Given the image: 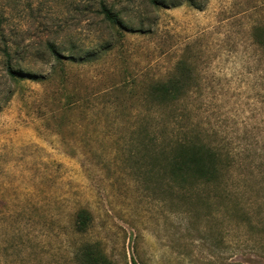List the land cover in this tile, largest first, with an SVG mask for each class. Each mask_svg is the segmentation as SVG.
Instances as JSON below:
<instances>
[{"label":"rangeland","instance_id":"374dc122","mask_svg":"<svg viewBox=\"0 0 264 264\" xmlns=\"http://www.w3.org/2000/svg\"><path fill=\"white\" fill-rule=\"evenodd\" d=\"M32 8L20 41L66 57L48 79L32 52L35 80L12 95L0 63V264H82L86 244L114 264H264V0L131 8L126 29L60 0ZM170 80L181 95L158 98ZM179 139L213 149L212 181L169 174Z\"/></svg>","mask_w":264,"mask_h":264},{"label":"trees","instance_id":"16d2710c","mask_svg":"<svg viewBox=\"0 0 264 264\" xmlns=\"http://www.w3.org/2000/svg\"><path fill=\"white\" fill-rule=\"evenodd\" d=\"M60 1L67 5V9L72 7L74 12L85 13L91 10L104 27L126 29L128 24L124 22V16L131 15L130 11L133 8L139 12L138 17H143L142 11H147L148 7L155 9L171 8L187 3L196 9H202L203 4L208 0H84L83 8H79L78 0ZM32 2L33 0H0V63L8 81V90H11L9 89L10 83L19 85L22 81L35 80L34 74L28 71L22 63L24 58L30 56L32 52L42 50L51 58L52 67L48 73V79L53 75L56 65L61 64L63 58L66 57L62 55L58 43L54 39H47L34 45L30 41L26 43L20 41L23 31L21 32V26L15 21H18L24 12L32 11ZM111 46H114L113 41L110 42L109 39H106V42L95 43L91 48L73 50L72 53L77 55L72 54L73 56L67 59L70 62L74 58L80 62H87L89 59L86 58L87 54L95 53L101 49H103L102 51L108 50ZM12 92V90L9 91V95H12ZM153 93L158 95L160 99H177L181 95L182 89L178 81L170 80L168 84L153 88ZM177 143V148L168 164V172L173 179L183 186L189 185L192 179L212 181L217 171L216 155L211 151L213 149L190 139H179ZM90 220V214L86 210L80 209L75 218L76 232H84L88 228ZM90 246L91 244H86L81 251L82 264H114L101 250Z\"/></svg>","mask_w":264,"mask_h":264}]
</instances>
